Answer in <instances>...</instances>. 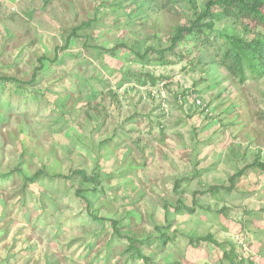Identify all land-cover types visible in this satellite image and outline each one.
<instances>
[{"label":"rangeland","instance_id":"1","mask_svg":"<svg viewBox=\"0 0 264 264\" xmlns=\"http://www.w3.org/2000/svg\"><path fill=\"white\" fill-rule=\"evenodd\" d=\"M208 1L0 0V264H264V78L239 83L216 55L264 25L134 53Z\"/></svg>","mask_w":264,"mask_h":264},{"label":"trees","instance_id":"2","mask_svg":"<svg viewBox=\"0 0 264 264\" xmlns=\"http://www.w3.org/2000/svg\"><path fill=\"white\" fill-rule=\"evenodd\" d=\"M198 15L195 20L192 21L190 27H180L177 32L171 38V45L167 48L156 50L154 48L147 50L146 54H140L134 52L135 55L144 59L150 53L158 55L161 59L167 57L169 53H179L178 47L184 41H191L192 43L201 42L204 47L209 48L213 46V41L207 37V33H211L216 30V24L218 21L225 18L234 19L236 22H241L243 19L253 20L261 25H264V0H209L206 4V9L203 12H196ZM82 27V26H81ZM81 28H75L73 35L75 36L77 31ZM247 31V29L245 28ZM226 42L225 46H219L217 49V57L220 65H222L239 83H244L249 79H262L264 78V38L254 37L249 38L246 35L238 33H227L222 36ZM127 48L125 45L117 46V49ZM132 51V50H131ZM133 52V51H132ZM7 81H12V78H5ZM19 83H24L19 81ZM260 168L264 170L263 163H256ZM253 164V165H255ZM250 166L245 167L242 171L231 176L229 179L230 186H212L209 188V193L215 196L220 195L221 191L231 193L234 191L238 180L245 174V171ZM13 175V172L7 174H0L1 180H7ZM45 174H37L34 177L25 176L26 182H35L36 179L44 176ZM75 176H80L84 181H90L96 183L98 176L88 177L85 172H77ZM72 176L56 175L55 178H71ZM196 205L193 207H187L190 212L196 211ZM97 219L96 217H94ZM118 231V222L111 221ZM153 239L141 242V244L150 243ZM205 241H214L212 236H208ZM231 264H236L235 260L227 254ZM142 259H145L141 256Z\"/></svg>","mask_w":264,"mask_h":264},{"label":"built area","instance_id":"3","mask_svg":"<svg viewBox=\"0 0 264 264\" xmlns=\"http://www.w3.org/2000/svg\"><path fill=\"white\" fill-rule=\"evenodd\" d=\"M154 95H157L159 98H162V99H163V108L166 109V108H167V104H166V102H165V100H164L165 95L162 94V93L158 94V92H157V93L154 92ZM193 101H195V103H196L198 106H202V105H203V104H202V101H201L200 99L195 98Z\"/></svg>","mask_w":264,"mask_h":264}]
</instances>
